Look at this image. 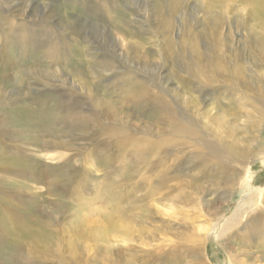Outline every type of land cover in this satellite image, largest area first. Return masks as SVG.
<instances>
[{
  "label": "rangeland",
  "instance_id": "374dc122",
  "mask_svg": "<svg viewBox=\"0 0 264 264\" xmlns=\"http://www.w3.org/2000/svg\"><path fill=\"white\" fill-rule=\"evenodd\" d=\"M70 1L75 0H0V14L9 19L14 17L18 23L33 24L45 11L53 25L69 24L67 33L71 26L78 28L83 33L80 41L88 60L80 66L81 56L67 55L62 48L49 55L51 43L60 45L61 42L55 35L46 49H37L24 27L6 33L0 25V64L7 65L17 59V68L5 72L9 75L8 81L17 83V102L11 106L20 110L17 131L7 122L9 131L3 154H0V230L4 226L7 230V233L0 231V253L3 252L0 264H232L230 258L236 264H264V235L259 239L260 235L248 229L251 224L259 226L261 222L264 229L261 214L253 221L243 214L242 222L232 232L226 229L225 235L217 238L225 221L240 207L247 194H261L257 209L264 212V146L252 151L251 160L247 162V183L242 177L246 164H241L236 157H227L228 150L233 148H223L227 149L223 150V159L229 158L227 162L216 164L219 161L216 157L205 159L208 150L201 142L214 139L213 135H207L198 125L189 124L196 134L180 135L175 129L173 114H165L156 117L153 124L149 122L155 127V137L151 140L166 138L165 146L173 142V155L181 159L173 157V164L165 169L162 167L166 170L164 176L159 159L157 162L128 160L130 153L116 146L117 138L110 127L128 129L140 112L153 102L152 97L173 101V92H162L141 75L127 81L124 70L116 66L109 69L102 55L105 49H116L118 56L114 58L120 62L119 53L123 54L125 49L137 63L141 58L146 61L151 57L156 63L151 69L161 64L160 60L166 61L165 58L173 59V69L180 64H195L200 52L209 50L208 35L213 31L211 16L223 11L230 25H235L240 11L226 9H241L242 4L238 0L230 1L222 4L220 10L214 7L215 11L210 13L211 0H184L181 8L173 11L172 19H166V10L170 4L174 7L177 0H96L91 13L87 9L92 7L86 5L89 0H85L84 8ZM169 23H173V27L165 31L172 34L169 39L156 35L158 39L147 30L150 27L152 32L156 27L164 29ZM253 34L260 35L256 28ZM40 50L46 57L37 65L18 63L22 57H27L26 62L33 61ZM61 53L62 58L59 57ZM255 57L261 71L264 59L258 54ZM171 64L165 63L162 74L167 78L171 76L173 82L167 67ZM258 83H255L257 89L250 85L241 89L242 95L249 94L248 98L246 95L249 101L243 103L241 109L245 115L264 113V89ZM171 86L173 90V84ZM14 91L15 87L11 86L5 94L8 96ZM191 93L197 97L191 104L200 105L194 120L200 124L203 121L207 125L213 123L212 126L217 123L222 128V123L206 120V116L212 117L204 114L222 112L235 127L234 133L230 131L232 135H228L231 140L226 136V142L236 151L242 148L243 140L250 136L245 126L249 132L253 128L245 116L240 118L232 111L239 105V96L232 99L227 92L215 95L214 91L213 95L204 97L205 94H199L194 87ZM52 97H62L60 101L66 102L77 101L84 109L72 110L73 105L67 104L58 111L52 110L47 104L53 101ZM96 114H103V117L100 118L102 122L94 124L98 119ZM81 116L91 120L88 127L80 125ZM177 117L183 123L179 113ZM257 120L263 125L264 138V118ZM42 140L61 141L64 148L38 147ZM167 149L159 155L172 152ZM37 151L43 154V157L38 155L44 160L41 166L47 162L55 168L50 166L51 172L45 176L38 174V170L23 176L19 172L28 165L32 167V155ZM232 171H239L240 178L231 179ZM36 175H40L39 181L30 179ZM243 184L246 187L243 188ZM24 201L26 208L22 209ZM211 209L214 214L209 212ZM40 231L58 235L56 250L60 254L54 256L60 259L50 257L47 248L44 252L37 245L25 244L18 250V241L30 240ZM8 233L15 239L7 240ZM13 248H16L14 252Z\"/></svg>",
  "mask_w": 264,
  "mask_h": 264
},
{
  "label": "bare ground",
  "instance_id": "6f19581e",
  "mask_svg": "<svg viewBox=\"0 0 264 264\" xmlns=\"http://www.w3.org/2000/svg\"><path fill=\"white\" fill-rule=\"evenodd\" d=\"M177 1L178 2L174 4V7L173 4L169 5L168 9L166 10V19H172L173 11L181 8V3L184 0H177ZM212 1L214 0L210 1L211 3V5L209 6L210 13L212 11H215L213 9L214 7H218V10H220L223 7L222 4H227L228 2L230 3V1L236 2V0H215L214 3H212ZM238 1L242 4L241 9H232L231 7H228L226 9V10H234L236 12H238V10L240 11V13L237 15V19L235 20V25L232 26L230 25L229 18L228 16H225L223 11H217L211 16L213 22V27H212L213 31L211 35H208L209 41L207 47L209 50L200 52V55L198 56V62H196L195 64H190V65L180 64L176 69H173V59H168L164 57L166 61L162 59L159 62L161 64H158L161 67V69L158 65L155 66V69L153 68L151 69L152 64H156L151 60V57H149V59L146 61H144L141 58L139 60V63H137L131 57V54L129 53L130 51L127 52L125 51V49H123L124 53L123 54L119 53V56L123 60V61L121 60L124 64L123 65L121 61L119 62L117 57L115 58H117L118 62L114 58V55L118 56L116 55L117 54L116 49H114V51H110V50L106 51L107 49H105L102 55L106 58V64L108 68L111 69L113 66H116L120 69H123L127 75L126 77L127 81L136 79L139 75H141L144 78H147V80L151 81L158 88H160L162 92H166V93L173 92V101H169L165 97H159L158 99L157 97H152L153 102L150 103L140 112L138 118L132 123H130L128 129L118 128L115 126L110 127L112 134L115 135V137L117 138L118 144L116 146L120 150H127L130 153V157L128 158V160L138 161L141 159H150L151 161L157 162V160L159 159L160 162L158 164L160 165L162 170V167L164 168L167 167L168 164H173V157L176 160L181 159L179 155H173V149H172L173 142L169 144V146H165L164 144L168 143L166 138H163L161 141H157V139L151 140L153 136L155 137V127L152 128L149 122L153 124L156 121V117H158L159 115L173 114L174 126L176 127L175 129L180 133V135L181 134L183 135V133L186 134V136L188 135L191 136L196 134V133H192L189 125L190 126L198 125L201 127V129L206 130L207 135H213L214 139L203 140L201 142V145L203 147H206V149L208 150V152L205 154L203 158L208 159V158L216 157L217 160H219L218 163L216 164H221L228 161L229 158L227 157L230 156H233V158L236 157L237 159H239V161L242 162L241 164H246V166L244 165V171H242L244 172L242 177L245 180V182L247 181L248 178L247 162L251 160V155L253 153L252 151L255 148L264 146V138L262 132L263 125H261L260 120H257L264 118V113H261L259 111L256 112L259 115L254 113L251 114L248 113L247 115H245V112L241 111V109L244 108L243 103L246 104V102L249 101L247 99L249 94L246 93L242 95L241 89L245 85H250L251 87L257 89L255 87V83L258 82H260L261 86L264 89V69L260 71L259 65L257 64V61H255V58H257L255 56L257 54L259 57L262 58V60L264 59V0H238ZM70 2L75 3L77 6L78 4H81L79 6H81L82 8L85 7V5H83L85 0H81V1L75 0ZM95 2L96 0L95 1L89 0L86 3V5L92 7L87 9L88 13L93 12V6ZM161 10L163 11V9ZM48 11L50 12V10ZM154 11H155V7L152 8V12ZM49 16L50 15L47 16L44 11L42 14H40L34 19L33 24H28L27 22H23V21H22L23 23L22 22L18 23L15 20L16 18L14 19V17H10L9 19V17L2 16L0 14V25L2 26V30L6 33L14 32L13 30H15L18 27L21 28L24 27L26 34H29L33 37L37 49L40 48L46 49L48 47V43L50 39L53 38L54 35L56 40L57 38L60 37V41H61L60 45H58V43L53 44L50 42L51 46L48 52L49 55L56 54L58 49L62 48V50H64V53L67 55L72 54L74 56L75 55L81 56V58L78 59V64L80 66H82L80 64L82 62L87 64L88 60L84 56L85 46L81 45L82 43L80 41L81 38L83 37V33L81 31H78V28L74 26H71L69 33H67L69 24L67 26H64L61 22H59V24L55 26L53 25V21L49 20ZM172 27H173V23H169L164 26V29L156 27L155 31L152 32L150 27L147 28V30H150L151 34L155 37L162 36L164 37V39H169L172 36V34L169 35L165 31H169ZM226 28L228 29L226 30ZM255 28L258 29V33L260 35L254 36L255 34H253V32ZM139 29L142 28L140 27ZM252 37L254 40L252 39ZM157 38L160 39L159 37ZM84 40H86L87 42L86 38ZM245 42L248 45H246ZM74 44L79 45L78 48H76ZM14 46L17 49V44ZM88 49L90 51H95V49H92L91 47H88ZM39 52L40 54H38L33 61L28 60L26 62L25 59L27 60V57L26 58L22 57L19 59L18 63H20L22 66L25 64L37 65L43 58L46 57V56H42L44 54V51L40 50ZM253 53L255 54V56ZM59 57L62 58V53L59 55ZM168 62L172 63L167 67L170 68V74L173 75L172 76L174 78L173 82H171L170 79L171 76L167 78L162 74L163 72L162 69L165 67V63ZM136 64L147 65L148 67L141 68ZM12 68H17V59L16 61H13L7 65L0 64V154H3V148L6 144V138L9 131V127L16 129L17 131V113L20 111L19 109H17V107L11 106V103L17 102V83L13 82L12 80L8 81L9 75L7 74V72H5V70H11ZM182 72H184L183 75L180 74ZM172 84H173V90H171ZM11 86L15 87V91L12 92L10 95L6 96L5 91H7L8 88ZM193 87L198 90L199 94H203V95L205 94L204 97L208 96V94L213 95L214 91H215V95L216 92L219 93L227 92L228 95L231 94L230 96L232 97V99L239 96V98L237 99L239 104L238 107L231 109L235 114H238L240 118L245 116L244 118H247L249 121H251L252 122L251 128H253L252 131L249 132L247 127L245 126L244 128L245 132L248 133L250 136L243 140L242 148L236 151L235 150L236 148L232 144H228L226 142V136L229 138L228 135H232L230 131L234 133L235 127L234 124H231L229 119L226 118L222 112L217 110L218 111L216 112L217 114L216 113L213 114L209 112L204 113L205 115L208 114L212 117L210 118L206 116L205 118L206 120L208 118L209 120H212V122L218 121L220 124L222 123L223 125L222 128L218 127L217 123H215L216 125L212 126L213 123L212 125H207V123L203 121L200 124L194 120L196 116L195 114L196 108L199 107L200 105L197 104L194 106V104H191V102L197 101L196 99L197 97L191 93ZM18 93H22V92H18ZM239 94H241V96ZM52 99L53 101L47 103L48 105H50L52 110L58 111L62 107H65V105L67 104L73 105L72 110L80 111L84 109L81 107V105H79L77 101H73V102H66L64 100L60 101L62 97H52ZM224 100H228V99L224 98ZM224 100L221 99L220 102L223 103ZM41 105L42 104H38V106ZM26 108L27 107H23V109ZM262 112H264V110ZM177 113L181 115L180 118L183 120L182 121L183 123H180L178 121ZM96 116L98 115L96 114ZM101 117H103V114H99L98 119H96V121H93V123L97 124L99 122H102L100 120ZM7 122L9 123V127L7 126ZM10 123L12 124L10 125ZM51 123L54 124V120H51ZM79 123L84 127H88L91 124V120L87 116H81V121H79ZM252 132H254L255 134L252 135ZM256 133L258 134V137L256 136ZM160 137H162V135ZM229 140L231 139L229 138ZM62 145L63 143L61 141L49 142L47 140H42L41 143L37 144L38 147L49 148L51 150L64 148ZM152 146L155 149H151ZM228 147H231L233 149L228 150V156L226 157V159H223V157H225L223 156V150L227 151V149H223V148H228ZM167 148H169V150H172V152L160 156L159 153L168 150ZM152 152L154 153L152 154ZM38 155L43 157V154L40 151H37V153L32 155V160L34 161L32 167L30 168L28 165L25 169L21 170L19 173L22 174L23 176H26L28 174H35L37 172L36 170H38L37 172L38 174L45 176L48 172H51V167L53 169L55 168L54 166L51 165L50 167L47 162L43 166H41V164L44 163V160L43 158L40 159ZM56 157H58V155ZM263 157H264V151H263ZM254 160H256V158L253 159V161ZM123 161L125 162V157L123 158ZM165 171L166 170H162V174H161L162 176H164L163 173ZM238 172L232 171V173H230L231 176L229 177H231V179L234 180L240 178V173ZM157 174L159 173L157 172ZM40 175H36L35 178H30V179L34 181H39L40 178L38 177ZM53 177L54 175L50 176V182L52 181ZM65 181L68 187L67 191L69 192V184H70L69 178H67ZM242 187L244 188L246 187V185L244 186L243 184ZM1 191L2 189L0 187V192ZM252 191L253 190H250L251 193ZM253 192L256 193L255 190ZM260 196L261 194L259 193L249 194V195L247 194V196L244 197L243 203L240 205V207L235 211H233L231 216L225 221L224 223L225 225L223 226V229H221V231L219 232L217 238H221V236H224L225 235L224 230L226 229L232 232L233 228L242 222L244 216L243 214L245 213L247 214L246 217L249 218V220L252 219V221L258 219L259 214L264 216V212H260L257 209V206L259 205L257 203L261 201ZM183 203H185V201H183ZM24 208H26L25 201L22 209ZM212 211H213L212 209L209 210L211 214H214L215 212ZM218 218L219 216L215 218V220ZM249 223L251 222L249 221ZM262 224L263 222H261L259 226L256 225L253 226L251 224V226L248 227L250 233H256V235H260L258 237L259 239L261 235H264V229H262ZM0 231L2 233H7L6 226H4V228ZM12 239H15V237H12L11 234L8 233L7 240H12ZM58 240L59 239L57 234L51 233V235L48 234L46 235L45 233H41L40 231L37 234L32 235L30 240L18 241L16 246H18V250L20 251L23 249V246L25 244H31L32 247H34V245H37L39 247H42L44 252L46 251L47 248L50 257L58 258L54 256L55 254H60L58 250H56V242H58ZM15 250L16 248H13L12 252H14ZM28 251L33 252L32 249H29ZM44 252L43 254L45 255ZM230 261L232 264H236L234 259L230 258Z\"/></svg>",
  "mask_w": 264,
  "mask_h": 264
}]
</instances>
